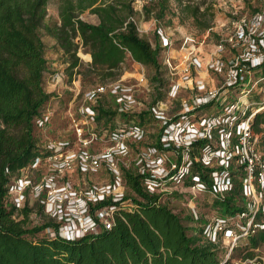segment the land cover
Segmentation results:
<instances>
[{"label":"rangeland","instance_id":"rangeland-1","mask_svg":"<svg viewBox=\"0 0 264 264\" xmlns=\"http://www.w3.org/2000/svg\"><path fill=\"white\" fill-rule=\"evenodd\" d=\"M193 1L204 3L202 9L208 5L212 8L214 19L210 23V31H201L191 19L180 15L179 9L173 1L170 14H167L161 22H157L153 18L146 19L142 14V6L150 5L151 0H137L134 4L136 13L134 21L139 35L149 41L153 47L156 44L161 47L160 69L157 75V79L161 83L157 84L152 81V78L156 76L154 69L134 62L129 55L116 71L118 75L115 78L102 80L96 72H91V59L85 58L90 54L85 48H82L79 39L74 42L79 44L77 57L80 60V66L71 71L69 70L68 56L51 37L42 31L41 38L45 46L47 60L43 88L45 92L53 94V97L44 106L41 116L48 117L45 127L35 128V136L43 151L38 163L29 164L11 180L12 185H17L18 179L25 182L20 183V186L29 181L31 183L24 193L22 207L17 209L18 211L27 209V228L40 226L44 222L57 225L47 216L42 204V200L45 201L49 192L45 188V182L53 187H66L68 190L78 193L79 196H83L86 191L91 189L111 185L113 190H119L125 198L120 206L125 210H132L135 208L132 199L136 196L125 185L124 172L140 175L143 171L151 173L156 167H163L169 172L172 171L173 166H177L179 169L177 175L161 183L157 193L151 196H158V204L167 207L173 215L189 220L190 224L186 223L189 234H197L196 236L199 237L200 232L204 231L205 239L218 246L217 259L220 264H223L227 259L231 242L215 233L211 225L213 217L222 216L219 208L215 206V202L220 197L210 192L208 187L204 191H198L197 188H193L195 183L189 184L190 168L188 166L191 157L187 150L179 149L183 142L188 145L195 136H187L188 138L181 141L180 144V141L174 137L172 128L166 131V133H170L164 138L161 136V129L166 121L179 119L181 123L179 125L185 126L190 121L195 125L196 130H200L201 124L199 125L198 121H201L202 118L208 119L212 114L216 115L217 110L214 105L206 110L198 109L208 101V91L218 89L225 78L224 71L208 69V62L216 60L217 56L224 59L237 55L242 56V54L248 53V49L256 47L255 42L257 43L260 38L264 37V0ZM58 7L59 0L48 3L46 19L48 25L60 24ZM79 19L91 25L98 24L97 17L89 11L79 15ZM243 29L246 34L245 40L234 46L239 41V34ZM162 37L169 40V47H163ZM187 40L192 42L186 43ZM193 44L196 49L192 55L198 60L197 63H191L192 56L189 54ZM220 44L223 45V52L219 54L216 50ZM165 59H170V66L165 65ZM261 71H255L252 75L258 79L261 77ZM118 81L122 82L125 90L135 100L131 109L125 108L120 111L115 99L107 93L108 91L97 101H91L87 97V93L96 87L109 86ZM263 83L264 81H261L260 84ZM259 90L258 88L254 89L258 96H253L251 99V95L250 102L255 101L258 97L259 101H264V96L257 93ZM155 100H157V104L154 106ZM98 106L116 112L117 115L111 120L98 123L96 119ZM88 109L95 111V119ZM144 112H149V115L144 118L145 121L141 125L144 131V137L141 140L126 134L113 140V133H120L122 129H129L136 125V117ZM187 113L189 118L186 116ZM124 114L127 115L126 118L123 117ZM257 129L259 132L264 130L261 127ZM256 134L260 140L261 135L255 129L254 135ZM169 142L173 143V147L170 149H158L157 152L152 150L159 143L167 146ZM61 143H67L68 147L61 154L54 155L56 156L55 160L50 159L54 153L53 147L61 145ZM121 144L125 146L124 150L120 149ZM258 146L257 144L256 148ZM67 151L76 154L85 151L92 156L114 152V160L113 163L110 160H103L97 168L92 167L88 162L86 171H82L78 159L72 157L70 168L61 170V173L54 172V164L64 160ZM197 158V162L206 164L208 150H204ZM152 161H158L157 166L153 165ZM229 167L233 171V185L243 182V173L239 171L236 164ZM114 170L119 172V177L116 176ZM186 171L189 172L186 173ZM209 174L210 170H208V177ZM142 186L145 189L143 181ZM12 197L14 198V196ZM224 197L226 195L223 194ZM246 198L249 203L251 198L248 196ZM11 201L10 197L8 203L12 204ZM238 203L242 204L241 201ZM15 218L22 219V215L16 212ZM41 236L49 237L46 230L37 234V237ZM243 242L245 243V241ZM244 243L236 242L224 264L243 263L242 258L247 254V250L243 247ZM253 253L252 264H263L264 246L254 250Z\"/></svg>","mask_w":264,"mask_h":264},{"label":"trees","instance_id":"trees-1","mask_svg":"<svg viewBox=\"0 0 264 264\" xmlns=\"http://www.w3.org/2000/svg\"><path fill=\"white\" fill-rule=\"evenodd\" d=\"M50 1L53 0H0V264H220L218 246L205 239L204 231L199 237L189 234L186 226L189 220L173 215L158 204V196L147 194L141 175L124 172L125 185L136 196L132 199L135 208L125 210L119 206L111 229L75 241L37 237L38 233L57 226L44 222L27 228V209L18 211L8 203L12 177L43 151L35 136V121L41 118L53 94L43 88L47 60L42 31L68 56L71 71L80 66L79 44L74 42L79 39L91 56V72L102 80L115 78L129 55L134 62L153 68L156 73L153 83H161L157 79L161 47L158 44L153 47L139 35L134 21L137 0H59V25L46 22ZM151 1L141 9L146 19L163 21L170 14L173 1L180 15L191 19L198 29L211 30L214 14L209 5L202 9L204 3L193 0ZM86 11L97 17L98 24L79 19ZM199 109H208V104ZM116 115L98 106L96 119L98 123L105 122ZM148 115L149 112L139 114L135 122L142 125ZM261 120L256 117V132L259 124H264ZM262 133L260 149L264 153V130ZM207 144L208 140L192 144L189 184H193V176L206 186L211 184L208 168L193 161ZM156 148L162 149L161 143ZM245 201L242 182H238L226 197L218 198L215 206L222 216L232 217L247 210ZM16 212L22 219L15 218ZM241 241H245L243 247L247 250L243 262L253 260V251L264 246V230H257Z\"/></svg>","mask_w":264,"mask_h":264},{"label":"built area","instance_id":"built-area-1","mask_svg":"<svg viewBox=\"0 0 264 264\" xmlns=\"http://www.w3.org/2000/svg\"><path fill=\"white\" fill-rule=\"evenodd\" d=\"M245 37L246 34L243 29L239 34V41L234 46L243 42ZM188 41L192 42L191 40H187L186 43ZM255 44L256 47L248 49V53L242 54V56L237 55L226 59L217 56L216 60L208 62V69L224 71L225 78L218 89L208 91V101L202 106L208 104L209 109L214 105L217 113L216 115H210L208 119L202 118L201 121H198V124H201L200 130H196L195 125L190 121L185 126H182L179 125V119H175L173 121H166L163 126H166V128L163 132L161 131V136L164 138L170 133H166V131L172 128L174 137L180 141V144L181 141L188 138L187 136H195L190 140L188 145H185V142H183L179 146V149L182 151L187 150L188 155L194 142L208 140V144L200 150L197 156H201L204 150H208V161L206 164L202 162V165L208 167V170H210L209 180L211 184L206 186L201 183L198 177L193 176L192 183H195L194 189L197 188L198 191H204L208 187L210 192L218 195L219 199H221L223 198V194L226 195L234 186L233 171L229 169V166L236 164L239 171L243 173L242 192L246 200L247 210L232 217L215 216L211 220L214 232L231 242L227 259L237 241H241L243 237L245 238L257 230H264V153H261L262 151L259 149L263 133L260 132V140L257 134L254 135L256 117L260 116L261 121H264V101H259V97L255 101H249L251 95V99L253 96H258L254 91L255 88L260 89L257 93L264 96V83L260 84L261 81H264V71H261L264 69V37L260 38ZM162 45L164 48L169 47V40L162 37ZM195 49L196 47L193 44L190 52L188 51L190 56H192L191 63H197L198 61L192 55ZM216 51L219 54L222 53L223 45L220 44ZM164 63L170 66V59H165ZM258 70L261 71V77L257 79L252 73ZM106 92L115 99L120 111L125 108L131 109L135 103L133 96L128 94L121 81L109 86L100 85L88 92L87 97L91 101H97ZM202 106H199V108ZM88 112L95 119V111L88 109ZM47 121L48 117H41L35 121V126L37 128H44ZM259 127L264 129V124L260 123ZM129 129H122L120 133H113V140L119 139L124 134L139 140L144 137L141 125L136 124ZM198 135L202 136L197 137ZM257 144L259 146L256 148ZM161 145V150L173 147L172 142H169L167 146L165 144ZM67 147V143L54 146V153L50 159L55 160L56 156L54 155L61 154ZM121 148L124 150L125 146L121 144ZM152 150L157 152L158 148L155 147ZM197 156H195L193 161L201 163L197 162ZM40 157L36 158L32 164L38 163ZM65 157L64 160L62 159V161L54 164V172L61 173V170L70 168L73 161L72 157L78 159L79 167L82 171H86L88 162L94 168L99 167L103 160H110L113 163L114 152L92 156L85 151L79 154L67 151ZM152 162L153 165L157 166L158 161ZM191 166L192 160H190L188 167L191 169ZM178 171L177 166H173L172 171L169 172L163 167H156L151 173L143 171L140 175L143 177L146 193L155 195L160 184L176 176ZM188 172L186 171V173ZM114 173L119 177L117 170H114ZM17 183V185H12L11 183L8 200L11 197V203L19 209L22 207L24 193L31 186V183L29 181L25 185L20 186V183H25L21 179H18ZM45 188L49 192L45 201L42 200V204L45 207L47 216L57 224V228L46 229L51 239L59 237L67 241H75L87 235H97L101 230L111 229L114 213L122 205V202L125 201L122 193L119 190H113L111 185L103 186L99 189H91L86 191L83 196H79L78 193L68 190L66 187H53L51 184L49 186L47 182H45ZM246 195L251 198L249 203H247ZM102 203L108 204L99 207ZM227 259L224 263L227 262ZM246 262L252 264L253 260Z\"/></svg>","mask_w":264,"mask_h":264},{"label":"bare ground","instance_id":"bare-ground-1","mask_svg":"<svg viewBox=\"0 0 264 264\" xmlns=\"http://www.w3.org/2000/svg\"><path fill=\"white\" fill-rule=\"evenodd\" d=\"M186 57H187V56H186ZM85 58H86L87 60H90V59H91L89 55H87Z\"/></svg>","mask_w":264,"mask_h":264}]
</instances>
